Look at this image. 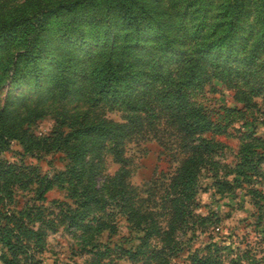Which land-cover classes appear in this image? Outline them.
Segmentation results:
<instances>
[{"label": "trees", "instance_id": "trees-1", "mask_svg": "<svg viewBox=\"0 0 264 264\" xmlns=\"http://www.w3.org/2000/svg\"><path fill=\"white\" fill-rule=\"evenodd\" d=\"M83 10L86 16L67 19ZM207 10L217 22L193 32L182 25L181 33L166 29L138 0H73L0 20L3 264L34 261L44 251L48 232L60 225L79 233L83 248L92 249V264H120L123 258L171 264L189 230L206 233L219 222L214 214L197 212L203 172H210L223 191L261 173L264 140L255 132L242 138L236 162L217 159L225 144L215 136L226 134L228 124L197 102L193 92L220 81L235 90V101L246 110L257 106L255 97L264 101V59L259 56L264 25L250 45L253 26L246 21L250 9L244 1ZM56 42L71 47L56 53ZM114 111L122 114L120 121L108 116ZM49 113L54 115L52 131L32 132L35 121ZM149 140L158 142L172 166L136 186L128 147ZM13 141L37 157L63 153L65 169L50 175L33 164L9 161L3 153ZM107 155L119 165L112 175L104 172ZM54 186L66 189L71 202L47 201ZM20 193L29 199L18 207ZM254 193L264 201L263 193ZM106 208L139 233L135 248L94 240L115 228L113 219L102 216ZM259 209L264 219V204ZM190 259L192 264H264V236L255 246L248 239L238 245L212 238Z\"/></svg>", "mask_w": 264, "mask_h": 264}, {"label": "rangeland", "instance_id": "rangeland-1", "mask_svg": "<svg viewBox=\"0 0 264 264\" xmlns=\"http://www.w3.org/2000/svg\"><path fill=\"white\" fill-rule=\"evenodd\" d=\"M73 0H0V20L9 19L18 14L28 13L43 6H53L60 2ZM152 13L155 20H159L166 29L176 30L181 33L185 26L188 32L198 31L202 25L210 28L211 22L218 21V18L211 17L210 10L216 5L228 2L229 0H138ZM244 1L249 11L246 21L252 23L253 33L248 35L249 43L252 45L264 25V0H239ZM213 12V11H212ZM87 12L83 10L81 14L66 15L67 19H77ZM75 15V16H73ZM58 21H51L55 23ZM262 23V24H261ZM200 24V25H199ZM202 24V25H201ZM183 25V26H182ZM199 25V26H198ZM181 26V27H180ZM198 26V27H197ZM205 26V27H206ZM222 28L215 33H221ZM207 29L202 31L206 34ZM175 33V32H174ZM243 41L246 39L243 36ZM248 39H246L248 41ZM71 47L65 42L55 43L56 53ZM55 53V55H56ZM259 56L264 59V46L259 48ZM215 86H206L204 89L193 92V98L203 104L208 111L214 115H221L227 122V133L215 136L216 140L225 144L223 153L219 159L228 163L236 162L242 138L248 131L255 132L256 137L264 140V101L261 97H255L257 106H252L248 110L244 105L235 101V90L229 89L220 81L214 82ZM48 105V104H47ZM57 105V104H56ZM55 106V105H54ZM58 107V106H56ZM226 107H238L241 112L225 111ZM108 116L114 120H121L122 114L118 111L109 112ZM54 115L49 113L38 119L30 127V130L37 135H44L52 131L54 126ZM128 155L133 158L134 172L131 182L136 186H142L151 180L155 174L161 171L167 172L171 169L170 158L164 154L162 147L155 140H149L138 144H130ZM9 161H23L26 164H33L39 168L43 174L53 175L59 170L65 169L66 160L61 152H51L42 156H35L25 153L18 141H13L10 150L3 153ZM119 165L114 161L112 155L105 158L104 172L114 174ZM261 173L250 175L248 178H240L242 184L234 186L233 189L223 191L217 188L210 172H203L199 185L200 191L198 199L200 202L197 212L203 215L214 214L219 222L208 228V232H197L193 235L191 230L183 236V250L175 257L171 264H192L190 254L196 249L203 248L212 238L214 241L229 243L234 240L239 242L247 239L255 246L264 236V219H261V209L259 205L264 204L254 193L255 190L264 194V164L261 165ZM47 201L59 200L71 202L68 191L64 188L54 186L46 194ZM29 199L20 193L16 200L18 207L23 206ZM113 214V215H112ZM105 219H113L115 228L112 232L105 230L94 236V240L102 245L113 247L115 244L127 249L135 248L139 243L138 232L129 229L126 219L120 214H116L109 208L102 212ZM72 234L66 225H60L57 231L48 232L45 248L42 253H37L35 260L24 264H92L93 252L90 247L83 248L82 240ZM256 243V244H255ZM241 244V243H240ZM236 245V244H235ZM242 249L246 248L241 244ZM103 249V248H101ZM5 248L0 245V255ZM260 250V249H259ZM258 251V250H257ZM260 253V252H258ZM120 264H138L131 262L128 258L119 260ZM0 264L3 262L0 260Z\"/></svg>", "mask_w": 264, "mask_h": 264}]
</instances>
